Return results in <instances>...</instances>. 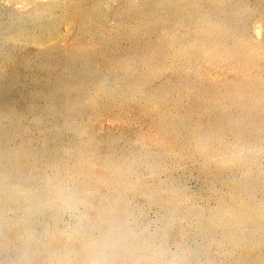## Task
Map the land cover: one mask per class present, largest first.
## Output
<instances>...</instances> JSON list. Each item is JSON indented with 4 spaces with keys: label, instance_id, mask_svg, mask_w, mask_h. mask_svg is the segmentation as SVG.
<instances>
[{
    "label": "rangeland",
    "instance_id": "rangeland-1",
    "mask_svg": "<svg viewBox=\"0 0 264 264\" xmlns=\"http://www.w3.org/2000/svg\"><path fill=\"white\" fill-rule=\"evenodd\" d=\"M0 264H264V0H0Z\"/></svg>",
    "mask_w": 264,
    "mask_h": 264
}]
</instances>
